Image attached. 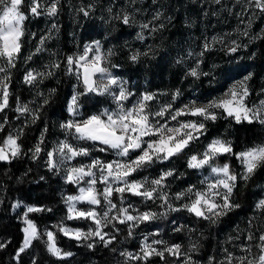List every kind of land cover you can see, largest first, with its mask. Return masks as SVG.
<instances>
[{
  "label": "trees",
  "instance_id": "obj_1",
  "mask_svg": "<svg viewBox=\"0 0 264 264\" xmlns=\"http://www.w3.org/2000/svg\"><path fill=\"white\" fill-rule=\"evenodd\" d=\"M31 2L32 0H24L21 5V11L25 15L22 24L24 35L21 37V50L14 59V66L9 67L4 58L0 62V67L6 68L5 73H0V79L5 75L9 78L6 81L9 92L8 106L0 110V145L7 135L13 134L20 147L17 156L11 157L9 154V160L0 161V243L5 245L0 248V264H119L117 243L130 244L133 238H130L129 232L122 229L116 231L114 235H110L111 243L105 245L97 237H91L88 241L76 240L59 231L62 224H79V220L68 219L65 202L66 194L74 192L76 184L64 180L57 167L50 169L48 165V152L61 140H75L72 133L61 127L62 123L68 121L69 97L76 93L81 94L77 103L82 116L97 111L102 105L103 96L94 92L85 93L82 81L77 79L75 72H69L67 57L78 55L85 41L97 36L103 37L104 32L108 31V11L113 2L39 0L42 5L39 15L30 12ZM52 3H56L57 12L49 16L47 9ZM81 9L87 11L88 15L85 16ZM119 24L123 28L128 25L121 21ZM163 25L161 30L168 36L170 23ZM132 50L134 49L116 45L113 47V53L116 52V64L123 67L128 74L138 76V81L144 80L141 79L144 77H153L156 80L157 77L163 84H166L168 79L172 84H177L175 73L172 69L168 70L160 57L143 58L140 53L136 54ZM254 52L256 61L254 60L252 78L256 80L258 70L264 64V27L256 40ZM133 56L137 59L133 60ZM30 71L34 75H42H37L33 83L28 84L24 77ZM196 82L201 85L204 83L202 78L196 79ZM25 106L27 112L17 111V108ZM216 115V120L204 121V130L197 139L190 142L191 144L202 143L223 134L236 153L241 148L258 142L263 136L262 127L257 120L251 123H237L222 109H218ZM37 145L41 148L39 154H35ZM193 151L188 145L180 153L160 161L163 168H170L172 175H179L180 183L176 180L179 188L195 182L198 178L195 170L189 168L186 163V157ZM213 162L229 164L234 174L239 169L238 160L234 155H219ZM238 177L240 178L237 180L232 201L239 207L226 216L205 220L185 209L172 213L176 224L172 231L177 236L178 243L183 246V242L188 238L196 237L194 250L189 253L193 254L192 257H203L207 264H219V251L227 246L239 247L243 240L252 250L251 261L256 260L259 252V237L264 234V209L257 208L256 205L264 199V164L257 167L247 180L242 176ZM171 178L170 184L173 187L175 181L172 176ZM16 202L19 204L15 207ZM27 206L42 210L27 213ZM24 212L37 225L39 238L34 239L29 248L17 257L23 238ZM167 226L168 224L165 228ZM48 228L52 230L56 244L71 255L56 257L47 250L45 238ZM89 244L93 246L88 247ZM137 254L143 256L141 248ZM166 257V254L163 258L152 255L147 259H135L132 264L165 263ZM172 259H175V255L170 256V260ZM233 260H236V257Z\"/></svg>",
  "mask_w": 264,
  "mask_h": 264
},
{
  "label": "rangeland",
  "instance_id": "obj_2",
  "mask_svg": "<svg viewBox=\"0 0 264 264\" xmlns=\"http://www.w3.org/2000/svg\"><path fill=\"white\" fill-rule=\"evenodd\" d=\"M112 2L113 4H111L108 11V31L106 30L104 32L103 37L97 36L85 41L78 55L83 53L87 45H92L94 41L100 42L101 54L106 57L104 66L121 81L126 82V89L132 93L129 99L124 102L126 107H131L144 93L154 94L155 98L149 102V110L151 112L159 111L163 106L168 104L172 105V110L181 109L193 101L196 102L197 106H202L209 101L222 97L229 87L243 80L249 73H251V78L246 82L249 95L245 99V104L249 108L256 109L260 106L261 101H264V64L259 68L256 80L252 78L253 66L255 65L254 60L256 61L254 47L260 31L264 27V12L257 9L253 3H250V0H112ZM0 14H2V11H0ZM125 15L129 17V23L123 28V26H120L119 21L124 23L123 17ZM160 18L162 19V23H160ZM166 23H170L168 36L161 30L164 27L163 24ZM145 24L148 25L147 28L142 27ZM114 45L121 48L134 49L132 51L136 54L140 53L143 58L160 57L161 62L166 63L168 70L172 69L175 73V81L177 84H172L170 79L167 80L168 82L166 84H163L157 77L156 80L153 77H144L141 78L144 80L138 81V76H131L123 67L116 64V52L113 53ZM205 45H207V48ZM233 47L237 48L236 52L230 51ZM91 55H95V52H90L89 56ZM128 57L131 56L128 55ZM2 59L0 57V62ZM262 59L264 60V52L262 53ZM193 69L196 70L197 76L191 75ZM198 78H202V82H204L202 85L196 82ZM155 81L159 83L156 84ZM113 91L118 92V88H114ZM0 96H2V90H0ZM72 96L69 97L67 111ZM102 96L103 101L101 107L86 116L80 114L77 103V114L74 116L68 111V121L85 119L105 109L115 111L117 104L112 96L107 94ZM174 96L175 99H173ZM217 110H214L216 114ZM155 119L161 123H167L169 127L177 126V121L170 120V113H166L164 118L156 117ZM178 120H201L203 123L205 121L202 117L190 115L181 116ZM257 121L262 127L263 136L258 142L250 146H245L236 153L256 145H264V124L260 123L259 120ZM10 135L16 138L13 134H9L5 138ZM72 135L75 138L74 132ZM145 139L153 138L146 137ZM214 139L227 142L223 134H221L211 137L202 143H189L188 145L194 151L186 157L187 165L192 155L202 157L207 146ZM66 142L88 149L89 155L77 156L69 161L65 159L63 154L56 151L59 147V142L51 152L54 153V162L64 180H66L67 170L69 168L89 165L93 159L98 158L102 161L110 162L117 159H134L140 154V151L136 150L129 154V158H121L115 155V150L108 149L99 142L78 140L76 138L72 142ZM101 148H105L106 150L102 152L100 151ZM164 160L154 159L151 164L134 172L129 177V180H147L146 188L151 189L155 187L151 184V181L158 179L163 173L170 171V168H163L160 164V161ZM238 163L239 169L236 175L242 176L244 169L239 160ZM223 164L211 162V166L213 167L223 166ZM193 169L195 170V174L198 175L195 182L188 183L179 188V184H176L179 175L173 174L171 176L175 184L173 182L174 186L172 187V184H170L172 178L168 176L163 181V186L158 188L157 193L154 194L155 199L146 200L142 196H136L130 192H124L123 194L113 193L111 200L116 205V208L109 213L107 220L104 221L105 226H102V232L107 234L105 239H110V235H114L120 229L129 233L131 231L130 238H133L130 244L117 243L116 251L119 264H132L135 258L130 259L122 255V253H131L133 257H136L138 256V249L145 243L152 244L158 251H162L164 255H167L166 262H160L159 264H183L186 261H189L190 264H207L203 257H192L193 254L189 253L194 250L197 241L196 237L191 236L183 242L182 246L178 243L176 240L177 236L172 231L176 227L175 217L172 214L175 211L173 209H185L183 206L195 198L191 193H188L182 198L177 199V194L186 192L190 186H194L195 190H206L207 185L202 183V181H205L206 178L208 181H212L215 178L211 173V167L208 165L199 169ZM93 171L97 172V176L99 175L97 170L94 169ZM88 179L90 178L85 177V180ZM80 187H87V185L84 181L76 184L75 191L66 194L65 202L69 195H79ZM95 187L98 191L102 192L104 185L98 182ZM161 196L167 197V203L160 199ZM100 199V205H89L85 202H77L76 208L78 210L95 209L99 217L103 218V213L107 210V204L102 197ZM18 204L19 202H16L15 207ZM66 207L68 212L67 202ZM121 207L127 208L128 213L133 216H138L144 212H152L156 215L154 219L139 223L135 221L119 223V220H114L112 217L120 216L119 209ZM185 210L187 211V209ZM27 218L32 220L28 216ZM120 218L122 219L123 217ZM24 219L25 212L22 213V229L25 227ZM73 220H79V224H62L61 226L72 230H80L84 233H87L89 230H95L96 228V224L91 219L79 218ZM133 224H136V226L132 227ZM166 224H168L167 228H165ZM48 231L52 232L49 228L46 229V232ZM23 239L24 234L22 242ZM45 239L47 246V236ZM90 239L86 240L88 241ZM157 240L163 241L164 243H152ZM260 244L261 241L258 243L259 252L256 260L260 255ZM174 245H180L181 254L175 255V259L170 260L172 254H169L165 249ZM56 246L60 248L58 244ZM249 247L243 240V243L239 247L233 245L232 247L227 246L222 248L218 253V263L229 264L228 256L231 254V264H241V258H245L243 264H248V261L253 259V253ZM61 251L68 252L62 249ZM239 253L240 255H238ZM234 257H236V260H233ZM256 260L252 261L253 264H256Z\"/></svg>",
  "mask_w": 264,
  "mask_h": 264
},
{
  "label": "snow or ice",
  "instance_id": "obj_3",
  "mask_svg": "<svg viewBox=\"0 0 264 264\" xmlns=\"http://www.w3.org/2000/svg\"><path fill=\"white\" fill-rule=\"evenodd\" d=\"M23 2L24 0H0V6H2L0 8V11H2V14H0V57L6 59L9 67L14 66V59L21 50L20 41L24 35L22 24L25 20V15L21 11ZM250 3H253L257 9L264 12V0H250ZM41 7L42 5L39 3V0H32L30 12L33 15H39ZM81 11L84 12L85 16L88 15V12L84 9H81ZM56 12L57 5L56 3H52L47 9V14L53 16ZM123 22L125 24L129 23V17L127 15L123 17ZM142 27L147 28L148 25L145 24ZM41 43H43V38ZM205 47L207 48V45ZM39 50L37 49V51ZM230 51L236 52L237 48L233 47ZM90 52H95V55L89 56ZM132 59L136 60L137 57L133 56ZM105 60L106 57L100 51V42L94 41L92 45L85 47L82 54L67 57L68 70L69 72H75L77 79L82 81L85 93L94 92L99 95H111L117 104V109L115 111L105 109L85 119L69 120L62 123L61 127L68 130L70 134L74 132L75 138L78 140L99 142L108 149L115 150L117 157L129 158V154L136 150H139L140 154L134 159H117L110 162L96 158L89 165L69 168L66 175L67 182L79 184L81 181H84L87 187H80L79 195H69L67 197L68 219H91L96 224V228L95 230H89L87 233H84L80 230H72L60 226L59 231L76 240L98 237L101 242L107 245L111 243V239H105L107 234L102 232V226H105L104 221L107 220L109 213L116 208V205L111 200L113 193L123 194L124 192H130L133 195L142 196L146 200L155 199L154 194L157 193L158 188L163 186V181L166 177L172 175L171 171L165 172L158 179L152 180L151 184L155 187L151 189L145 187L146 183H148L147 180L130 181L129 177L142 167L151 164L154 159H168L180 153L192 140L197 139L205 128V124L201 120L180 121L178 120L179 117L190 115L202 117L203 120H216L217 115L214 110L222 109L228 117H232L237 123H241L242 121L251 123L253 120H259L260 123L264 124V101H261L260 106L256 109L249 108L245 104V99L249 95L246 85L247 80L251 78V73H249L243 80L229 87L222 97L209 101L202 106H197L196 102L193 101L181 109L172 110V105L168 104L163 106L159 111L151 112L149 110V102L155 98L154 94L144 93L131 107H126L124 102L129 99L132 93L126 89V82L121 81L104 66ZM5 72L6 68L0 67V73ZM37 75L42 74L37 73L34 75L30 71L25 75L24 81L31 84ZM191 75L197 76L195 69L192 70ZM8 79L7 75L0 79V90H2L0 110L8 106L9 92L8 83L6 82ZM114 88H118V92L113 91ZM79 95L81 94H74L68 105L69 113L74 116L77 114L76 108ZM173 99H175V96ZM17 111L24 113L28 109L25 106L23 108H17ZM166 113H170V120L177 121V126L169 127L167 123H161L155 119L156 117L164 118ZM146 137L153 139L146 140ZM105 150V148L100 149L102 152ZM56 151L63 154L65 159L69 161L77 156L89 155L88 149L74 146L65 141L60 142ZM19 152L20 147L17 139L10 135L0 145V161H7L10 158L9 154L11 157H15ZM40 152L41 148L37 145L35 147V154H39ZM223 154L236 156L243 166L244 172L242 178L245 180L255 172L257 167L264 164V145H256L239 153H235L229 142L220 139H214L207 146L202 157L192 155L188 161L189 168L199 169L208 165L211 167V173L215 177L212 181H208L207 178L205 181H202V183L207 185L206 190H195L194 186H190L186 192L177 194V199L182 198L188 193H191L195 197L183 207L197 217L216 220L222 216H226L234 208L239 207V205L233 203L232 196L236 188L237 180L240 177L231 171L227 163L223 164V166H211L213 159ZM48 165L50 169L57 167L54 162L53 152H48ZM94 169L99 172L98 176L97 172L93 171ZM85 177H89L90 179L85 180ZM98 182L104 185L102 192L98 191L95 187ZM100 197L107 204V210L103 213V218L99 217L95 209L78 210L76 208L77 202H85L89 205H100ZM160 199L167 203L166 196H161ZM256 207L264 209V199H261ZM41 210L35 207H28L27 213ZM27 213H25L24 219L25 227L22 229L24 239L17 252V257L29 248L34 239L39 238L37 225L27 218ZM119 214L120 216L112 217L114 220H119V223H125L127 221L139 223L154 219L156 215L152 212H144L138 216H133L128 213L127 208L123 207L119 209ZM120 217L123 218L121 219ZM135 226L136 224L132 225V227ZM129 234L131 235V231ZM46 236L47 250L53 256L63 257L71 255V253L62 252L56 246L55 237L51 231L46 232ZM251 238L250 236L249 239ZM259 239L261 241L259 246L260 255L256 260V264H264V235H261ZM152 243L161 244L164 242L157 240ZM4 246L3 243H0V248ZM92 246V244L88 245V247ZM165 251L172 255L181 254L180 245L168 247ZM141 252L143 253L142 257H133L131 253H122V255L130 259H147L152 255H158L161 258L164 256V252L158 251L152 244L148 243L142 244ZM244 259L241 258V264H243ZM228 261L231 264V254L228 256ZM186 264H190V262L186 261ZM248 264H253V262L248 261Z\"/></svg>",
  "mask_w": 264,
  "mask_h": 264
}]
</instances>
